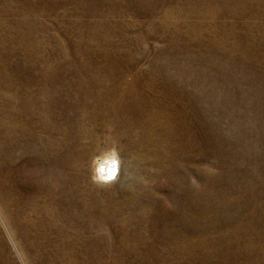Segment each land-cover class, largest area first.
<instances>
[{
  "label": "rangeland",
  "instance_id": "obj_1",
  "mask_svg": "<svg viewBox=\"0 0 264 264\" xmlns=\"http://www.w3.org/2000/svg\"><path fill=\"white\" fill-rule=\"evenodd\" d=\"M0 264H264V0H0Z\"/></svg>",
  "mask_w": 264,
  "mask_h": 264
},
{
  "label": "clouds",
  "instance_id": "obj_2",
  "mask_svg": "<svg viewBox=\"0 0 264 264\" xmlns=\"http://www.w3.org/2000/svg\"><path fill=\"white\" fill-rule=\"evenodd\" d=\"M122 158L115 146H105L90 162V179L99 188H107L117 182L122 168Z\"/></svg>",
  "mask_w": 264,
  "mask_h": 264
},
{
  "label": "bare ground",
  "instance_id": "obj_3",
  "mask_svg": "<svg viewBox=\"0 0 264 264\" xmlns=\"http://www.w3.org/2000/svg\"><path fill=\"white\" fill-rule=\"evenodd\" d=\"M75 210L77 211H79V209L78 208H75ZM22 250L21 251H24L26 248L25 247H23L22 246ZM28 255H29V258H28V261H35V260H37V259H39V257L40 256H38V254H37V252L35 251V249H34V245H31L30 246V248H29V250H28ZM41 258V257H40ZM42 259V258H41Z\"/></svg>",
  "mask_w": 264,
  "mask_h": 264
}]
</instances>
